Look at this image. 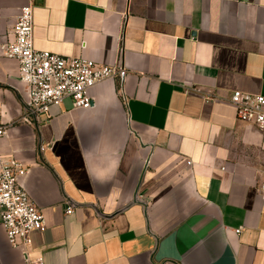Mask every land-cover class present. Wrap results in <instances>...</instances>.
<instances>
[{
  "label": "crops",
  "instance_id": "crops-1",
  "mask_svg": "<svg viewBox=\"0 0 264 264\" xmlns=\"http://www.w3.org/2000/svg\"><path fill=\"white\" fill-rule=\"evenodd\" d=\"M31 2L36 49L127 71L37 126L0 52V167L27 165L18 181L44 214L29 258L264 264V141L227 102L264 95V0H0V44ZM0 264H26L1 224Z\"/></svg>",
  "mask_w": 264,
  "mask_h": 264
},
{
  "label": "built area",
  "instance_id": "built-area-1",
  "mask_svg": "<svg viewBox=\"0 0 264 264\" xmlns=\"http://www.w3.org/2000/svg\"><path fill=\"white\" fill-rule=\"evenodd\" d=\"M34 6L22 5L12 27V38L0 44L4 57L19 63V77L28 87L24 100L25 117L37 126L48 120L55 105L65 99L74 108L86 110L93 105L91 90L105 80L123 77L126 68L120 61L104 65L84 58H73L42 51L34 45ZM206 101L219 100L214 94H206ZM234 106L240 121L253 124L261 132L264 141V95L233 91L228 100ZM8 127L0 126V136L7 134ZM21 161L2 162L0 167V224L12 248L21 250L26 264H45L42 256L31 259L28 247L31 234L45 229L42 209L20 185L18 178L27 170ZM264 198V168L259 185ZM72 208L68 209V213ZM239 232V230H237Z\"/></svg>",
  "mask_w": 264,
  "mask_h": 264
}]
</instances>
